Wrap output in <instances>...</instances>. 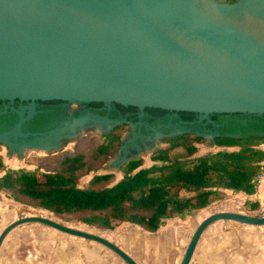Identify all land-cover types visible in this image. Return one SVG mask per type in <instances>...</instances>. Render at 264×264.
<instances>
[{
  "label": "water",
  "instance_id": "95a60500",
  "mask_svg": "<svg viewBox=\"0 0 264 264\" xmlns=\"http://www.w3.org/2000/svg\"><path fill=\"white\" fill-rule=\"evenodd\" d=\"M16 99L30 104L10 108L17 120L0 132L9 148L11 135L28 134L21 126L35 100L115 102L193 112L201 119L262 115L264 0H0V100ZM260 205L257 214L204 217L179 264L190 263L201 235L217 221L264 227V198ZM27 222L95 241L126 264H139L101 235L39 215L7 224L0 247Z\"/></svg>",
  "mask_w": 264,
  "mask_h": 264
},
{
  "label": "trees",
  "instance_id": "16d2710c",
  "mask_svg": "<svg viewBox=\"0 0 264 264\" xmlns=\"http://www.w3.org/2000/svg\"><path fill=\"white\" fill-rule=\"evenodd\" d=\"M247 115V123L224 126V133L207 142L218 150L192 156L196 143L205 141L202 136L184 132L166 137L167 146L152 151L151 165L144 167L141 158H132L120 165L118 180L113 173H96L79 185L82 175L107 166L109 158L117 155L120 134L105 139L82 136L71 150L39 157L35 169L6 167L0 154V191L59 219H76L100 230L111 231L126 222L155 232L171 217L185 220L196 215L212 196L224 199L222 189L256 193L264 161V148L258 147L264 146V114ZM232 146L237 149L226 148ZM176 147L184 148L190 157L169 158ZM244 204L251 210L260 206L251 199Z\"/></svg>",
  "mask_w": 264,
  "mask_h": 264
},
{
  "label": "rangeland",
  "instance_id": "374dc122",
  "mask_svg": "<svg viewBox=\"0 0 264 264\" xmlns=\"http://www.w3.org/2000/svg\"><path fill=\"white\" fill-rule=\"evenodd\" d=\"M73 145L74 143H69L64 150H71ZM196 145L197 151L192 156L220 148L209 145L206 141ZM166 146V143H161L156 145L155 149ZM258 147L264 148L261 144ZM226 148L237 149V146ZM152 151L148 149L137 155L142 159V166L146 167L154 162L150 157ZM0 154L6 167L9 168L35 169L37 159L42 157L33 156L41 155L40 152L28 150L19 160L14 155L7 156L5 147H0ZM189 157L182 147H176L169 153V158L186 160ZM43 164L48 166L46 162ZM106 172L113 173L115 180L121 176L120 171L115 169L90 171L80 177L79 185L86 184L96 173ZM263 180L264 170L259 176L255 193L263 196L262 199L264 195L259 189ZM222 191L225 194L224 199L212 196L209 205L196 215L185 220L171 217L155 232H148L126 222L118 224L111 231L100 230L76 219H59L44 209L21 204L0 191V232L18 217L39 215L101 235L118 245L139 264H179L190 236L204 217L218 211L246 214L261 212L262 205L257 210H251L244 204V201L249 199L246 194L232 192L230 189H222ZM260 227L253 228L232 221H217L211 224L201 235L189 264H251L248 260L252 255V242L258 238L255 236L257 235L255 229L264 231V227ZM246 256H248L247 260H245ZM0 262L1 264H126L110 249L95 241L70 235L38 222L18 225L5 236L0 247Z\"/></svg>",
  "mask_w": 264,
  "mask_h": 264
},
{
  "label": "flooded vegetation",
  "instance_id": "af4514ba",
  "mask_svg": "<svg viewBox=\"0 0 264 264\" xmlns=\"http://www.w3.org/2000/svg\"><path fill=\"white\" fill-rule=\"evenodd\" d=\"M29 101L0 100V132L10 130L17 120V114L10 108L28 106ZM28 109L25 111L27 116ZM215 115V116H213ZM250 120L247 114H211L205 119L187 111H173L154 107L140 109L136 106L121 105L115 102H68L64 100H35L30 117L21 126L22 133L11 135L8 144L0 142L11 155L19 158L25 151H38L48 156L64 150L69 143L85 135L105 139L109 134H120L117 155L108 160L107 166L100 169L119 167L122 163L140 158L137 154L145 149H155L166 137L184 132L212 135L206 142L224 133V126L244 125ZM130 158L122 160L124 156ZM31 156V155H29ZM99 169V170H100ZM98 171V170H97ZM107 173V172H106Z\"/></svg>",
  "mask_w": 264,
  "mask_h": 264
},
{
  "label": "crops",
  "instance_id": "0c3cea01",
  "mask_svg": "<svg viewBox=\"0 0 264 264\" xmlns=\"http://www.w3.org/2000/svg\"><path fill=\"white\" fill-rule=\"evenodd\" d=\"M259 190L264 195V180L262 181ZM246 196L249 199L258 200L259 203L261 202L262 197H263L260 194H252V195H246ZM243 225H245V224H243ZM249 226H252L253 228L260 227V226H253V225H249ZM260 228H262V227H260ZM255 230L257 232V235H255V236H257L258 238H256L252 242V244H253L252 245V255H251V258L248 260V262L250 261L251 264H264V231L259 230V229H255ZM252 236H254V235H252ZM247 259H248V256L245 257V260H247ZM0 264H1V262H0Z\"/></svg>",
  "mask_w": 264,
  "mask_h": 264
},
{
  "label": "built area",
  "instance_id": "2783aa9c",
  "mask_svg": "<svg viewBox=\"0 0 264 264\" xmlns=\"http://www.w3.org/2000/svg\"><path fill=\"white\" fill-rule=\"evenodd\" d=\"M261 168H262V170H264V161L262 162ZM259 176H260V175H259ZM258 178H259V177H258Z\"/></svg>",
  "mask_w": 264,
  "mask_h": 264
}]
</instances>
